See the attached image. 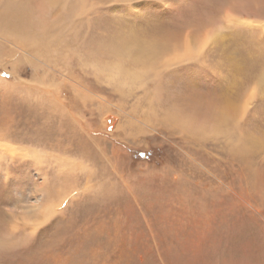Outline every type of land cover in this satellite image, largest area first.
<instances>
[{"label": "rangeland", "instance_id": "374dc122", "mask_svg": "<svg viewBox=\"0 0 264 264\" xmlns=\"http://www.w3.org/2000/svg\"><path fill=\"white\" fill-rule=\"evenodd\" d=\"M0 264H264V0H0Z\"/></svg>", "mask_w": 264, "mask_h": 264}, {"label": "bare ground", "instance_id": "6f19581e", "mask_svg": "<svg viewBox=\"0 0 264 264\" xmlns=\"http://www.w3.org/2000/svg\"><path fill=\"white\" fill-rule=\"evenodd\" d=\"M226 101V100H225ZM225 103V102H224ZM231 104V103H230ZM223 108H225L226 110L230 109L229 106L223 105ZM232 110V109H231ZM183 119V118H182ZM224 119V118H223ZM184 121V120H183ZM192 124V122H191ZM187 126V125H186ZM189 126V125H188ZM255 141V140H254ZM249 142V141H248ZM250 144V143H249ZM239 145V144H238ZM251 145V144H250ZM249 147V146H248ZM239 148V147H238ZM246 151V150H245Z\"/></svg>", "mask_w": 264, "mask_h": 264}, {"label": "snow or ice", "instance_id": "6c2138e0", "mask_svg": "<svg viewBox=\"0 0 264 264\" xmlns=\"http://www.w3.org/2000/svg\"><path fill=\"white\" fill-rule=\"evenodd\" d=\"M37 227H39V225H37Z\"/></svg>", "mask_w": 264, "mask_h": 264}]
</instances>
